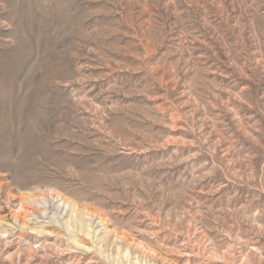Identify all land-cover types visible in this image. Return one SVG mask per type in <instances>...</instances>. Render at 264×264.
<instances>
[{"label": "rangeland", "instance_id": "1", "mask_svg": "<svg viewBox=\"0 0 264 264\" xmlns=\"http://www.w3.org/2000/svg\"><path fill=\"white\" fill-rule=\"evenodd\" d=\"M0 264H264V0H0Z\"/></svg>", "mask_w": 264, "mask_h": 264}, {"label": "bare ground", "instance_id": "2", "mask_svg": "<svg viewBox=\"0 0 264 264\" xmlns=\"http://www.w3.org/2000/svg\"><path fill=\"white\" fill-rule=\"evenodd\" d=\"M58 202H60V200H58ZM61 206H67L68 207V205H66L65 203H61Z\"/></svg>", "mask_w": 264, "mask_h": 264}]
</instances>
